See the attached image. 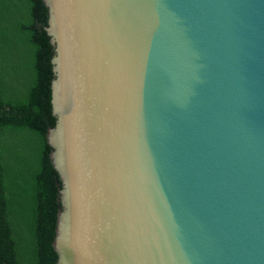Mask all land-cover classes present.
<instances>
[{
  "label": "water",
  "instance_id": "obj_1",
  "mask_svg": "<svg viewBox=\"0 0 264 264\" xmlns=\"http://www.w3.org/2000/svg\"><path fill=\"white\" fill-rule=\"evenodd\" d=\"M57 264H264V0H43Z\"/></svg>",
  "mask_w": 264,
  "mask_h": 264
},
{
  "label": "trees",
  "instance_id": "obj_2",
  "mask_svg": "<svg viewBox=\"0 0 264 264\" xmlns=\"http://www.w3.org/2000/svg\"><path fill=\"white\" fill-rule=\"evenodd\" d=\"M43 0H0V264H57L61 180L48 131L52 58Z\"/></svg>",
  "mask_w": 264,
  "mask_h": 264
}]
</instances>
